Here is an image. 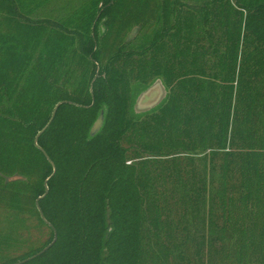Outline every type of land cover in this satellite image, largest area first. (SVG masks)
Masks as SVG:
<instances>
[{
	"label": "trees",
	"instance_id": "trees-1",
	"mask_svg": "<svg viewBox=\"0 0 264 264\" xmlns=\"http://www.w3.org/2000/svg\"><path fill=\"white\" fill-rule=\"evenodd\" d=\"M51 2L0 0V264H264V0Z\"/></svg>",
	"mask_w": 264,
	"mask_h": 264
},
{
	"label": "water",
	"instance_id": "water-1",
	"mask_svg": "<svg viewBox=\"0 0 264 264\" xmlns=\"http://www.w3.org/2000/svg\"><path fill=\"white\" fill-rule=\"evenodd\" d=\"M166 95V90L161 82V80L157 79L154 83H152L146 90H144L142 93H140L136 100H135V103H134V112L135 113H143V112H147L151 109H153L154 107H156L165 97ZM61 104V102L57 103L52 111V114H51V118L50 120L48 121V123L45 125V127L40 131L38 132V134L36 135L35 137V140H34V143L36 145V141H37V138L39 137V135L48 127V125L50 124V122L52 121L53 117H54V114L58 108V106ZM102 122H103V112H100L98 118L96 119V121L94 122L93 126L91 127L90 129V135L93 136L94 134H96L99 129L101 128L102 126ZM43 153V155L45 156V158L48 160V162L52 165L53 167V173H54V166L53 164L51 163V161L49 160L48 156L46 155V153L40 149ZM46 182L44 183V187H45V192L44 194L38 198L35 202V206H36V209L39 213V216L40 218L42 219V221L47 224V221L45 220L44 218V215L43 213L41 212L40 208H39V205H38V201L39 199L43 198L46 193H47V187H46ZM56 239V235L54 233V239L51 243H49L46 247H44L41 251H39L37 254L27 258V259H24L22 261H19L17 263H14V264H22V263H25L39 255H41L42 253H44L55 241Z\"/></svg>",
	"mask_w": 264,
	"mask_h": 264
},
{
	"label": "rangeland",
	"instance_id": "rangeland-1",
	"mask_svg": "<svg viewBox=\"0 0 264 264\" xmlns=\"http://www.w3.org/2000/svg\"><path fill=\"white\" fill-rule=\"evenodd\" d=\"M79 0H54V2H51L46 7L41 8L33 15L34 18H51V19H57L59 16H62V14L66 11H68L69 7L74 6L78 4ZM66 5H70L68 7H65ZM137 31V28H133L130 33L127 34L126 39H131ZM3 218H5L4 213L0 212V230L5 227L3 223ZM26 232L28 231H22L21 235L22 237L26 238ZM30 240H37L40 239L41 241L44 239V235L39 233L37 230H30ZM28 237V236H27Z\"/></svg>",
	"mask_w": 264,
	"mask_h": 264
}]
</instances>
